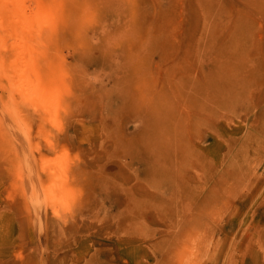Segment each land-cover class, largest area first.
Wrapping results in <instances>:
<instances>
[{"label":"rangeland","instance_id":"1","mask_svg":"<svg viewBox=\"0 0 264 264\" xmlns=\"http://www.w3.org/2000/svg\"><path fill=\"white\" fill-rule=\"evenodd\" d=\"M0 264H264V0H0Z\"/></svg>","mask_w":264,"mask_h":264},{"label":"bare ground","instance_id":"2","mask_svg":"<svg viewBox=\"0 0 264 264\" xmlns=\"http://www.w3.org/2000/svg\"><path fill=\"white\" fill-rule=\"evenodd\" d=\"M33 91L36 93V96L43 102L47 103V104H55L56 102V94L49 90V89H42L38 86H34L33 85Z\"/></svg>","mask_w":264,"mask_h":264}]
</instances>
